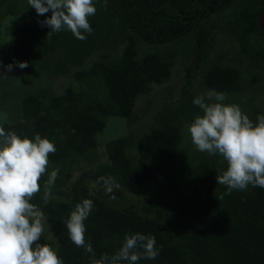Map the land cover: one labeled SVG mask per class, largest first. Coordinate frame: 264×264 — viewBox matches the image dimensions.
<instances>
[{
	"label": "trees",
	"instance_id": "trees-1",
	"mask_svg": "<svg viewBox=\"0 0 264 264\" xmlns=\"http://www.w3.org/2000/svg\"><path fill=\"white\" fill-rule=\"evenodd\" d=\"M4 2L12 4L11 0ZM27 4L24 0L22 9ZM167 4L169 0H106L105 6V0H94L97 11L88 18L92 32L83 33L84 40L66 29L51 33L50 28L37 23L40 16L32 10L25 12L27 9L15 5L19 11L11 12L12 6L4 10L0 5V12L8 11L5 17L27 19L14 27L12 39L0 46V80L4 74L9 81L11 73L22 79L19 86L7 82L0 87V111L9 107L6 112L11 121L1 126L22 137L31 139L38 133L52 141L56 152L49 155L48 172L58 167L64 174L67 166L92 153L96 149L94 137L104 128L106 117L134 124L137 97L168 79L174 55L147 51L139 56L141 45L160 39L182 49L184 43V52L190 53L193 48L191 55L198 63L183 68L187 78L176 100L155 109L145 131L109 140L103 145L105 160L94 157L93 168L83 172L92 184L100 176L114 177L120 185L113 193L115 200H109L102 188L96 191L82 185L79 178L68 191L58 193L59 199L51 189L49 203L44 205L47 174L42 177L41 191L30 202L44 212L45 231L51 237L44 243L57 251L64 264H89L93 258L71 242L65 224L75 204L83 198L94 202L84 224L85 240L91 243L97 259L104 253L114 254L125 234L139 232L155 236L160 250L155 260L141 259L139 264H264V188L250 185L245 191L233 190L231 195L217 200L215 197L226 191L215 179L226 167L219 155L208 154L204 189L192 182V165L196 162L191 158L184 171L167 185L164 192L168 195L161 200L156 198L142 205L122 202L124 194L142 197L147 185L165 175L162 162L174 159L182 126L201 114L192 103L201 95L194 90L195 84L204 92L228 94L225 102L241 105L245 101L240 97L242 92L264 78V34L256 23L264 0H239L235 4L227 1L223 4L231 8L227 14L222 13V5L213 6L222 32L238 47L230 57L227 51L205 48L207 42L194 34L195 29L193 34L176 30L181 25L175 17L166 15ZM121 44L119 58L110 56L108 52ZM98 51L106 54L88 68L78 69ZM15 62H27L28 67L21 69ZM8 64L13 65L11 72L4 68ZM247 74H254L249 81ZM68 75L72 81L59 95L47 88L28 89L35 78L49 80ZM243 112L254 123L261 115L254 104ZM90 191H95V196H89Z\"/></svg>",
	"mask_w": 264,
	"mask_h": 264
},
{
	"label": "clouds",
	"instance_id": "clouds-1",
	"mask_svg": "<svg viewBox=\"0 0 264 264\" xmlns=\"http://www.w3.org/2000/svg\"><path fill=\"white\" fill-rule=\"evenodd\" d=\"M27 3L38 16L51 13L37 21L41 27L50 28L51 33L66 29L84 40L83 33L92 32L88 18L96 14L94 0H27ZM15 63L21 69L28 67L27 62ZM4 68L11 72L13 65ZM226 98L215 90L196 96L192 103L201 114L187 128L197 151L219 155L226 165L215 177L216 183L226 188L215 197L217 200L231 195L233 190L245 191L250 185L264 188V115H258L254 123L239 105L224 103ZM55 152V144L38 133L30 139L0 126V264H64L56 250L40 242L45 232V214L30 202L41 191L40 181L47 174L42 203H49L59 174L58 167L48 172L49 155ZM119 187L110 175L100 176L93 184L96 191L102 188L109 200L116 199L113 193ZM95 194V191L88 193ZM93 209V200L83 198L65 221L71 242L93 257L89 264H139L141 259L155 260L159 255L155 236L137 232L125 234L114 254L104 253L95 258L91 243L85 240L84 224Z\"/></svg>",
	"mask_w": 264,
	"mask_h": 264
},
{
	"label": "rangeland",
	"instance_id": "rangeland-1",
	"mask_svg": "<svg viewBox=\"0 0 264 264\" xmlns=\"http://www.w3.org/2000/svg\"><path fill=\"white\" fill-rule=\"evenodd\" d=\"M4 1L6 0L0 1V5L3 6L4 10L6 7L12 6L11 8L9 7L11 12H13V10L19 11L20 8L22 9L24 4V0H11L12 4L6 3ZM190 3L191 0H172L169 5L168 11L169 13L177 14L182 7L187 6ZM15 5H18L19 9L15 8ZM26 9L27 11L25 12H30L28 10H32L33 12H35V9L31 6H26ZM26 9L23 8L22 10ZM6 12L8 13V11L0 12V46L12 39V29L14 27L22 22L27 21L26 18L18 17L16 15L5 17V14H7ZM50 15V12L45 15H41L39 20L42 21ZM123 45L124 44L118 45L114 48L113 51H109L108 53H110V56L115 55L114 57L118 59L122 53L121 51ZM224 45L226 44L221 45V47L218 46L214 50V52L227 51L229 54L227 57L232 56V50L230 48H227L226 50V47ZM143 46L145 47V49L144 47H142V45L141 48L138 49L139 56H141L143 53H146L147 51H154L164 55H166V53H171L172 55H174V58H170L171 68L168 79L159 85H152L147 93L137 97L133 109V113L137 117V120L134 124L128 125L123 118L119 117L108 116L105 118L104 128L94 137L96 149L92 153L86 155V157L83 156L82 158H79L78 161H74V163H71L69 166H67V169L63 170L65 175L62 172H59L57 181L60 182L61 180L62 182L59 184L55 182L54 186L52 187L56 199H59L58 193L68 191V189L74 183H76L79 178L82 185H85L90 189H94L93 184L90 183V180H88L87 177L82 174L84 171H86V169L93 168V165H95L96 163V159L94 161V157H98L99 161L101 162L105 160V157H103V145L109 140L127 135L128 132H132L134 136H137L141 132L145 131L147 126L150 125L151 115L155 111V109L159 108L161 105L169 101H175L181 87L185 85V72L183 68L190 65V59L188 60V54L184 52V48L175 49L172 44H168L164 41H161L160 39H156L155 42L150 45L144 44ZM103 52L104 51H98L86 58L81 67H79L78 69L88 68L92 64V62L97 61V58L100 55L106 54V52ZM174 52H176V54ZM73 71L74 69L71 70L69 74H71ZM253 75L254 74H247V81H249ZM21 81L22 79L18 77V75L12 73L9 75V81H7L5 80V75L3 74L2 79L0 80V87L7 85V82L14 83L13 86L15 87L16 85L20 84ZM71 81L72 78L70 77V75L56 77L49 80L42 77L40 79L35 78L31 87H28V89L31 88V90H33L34 88L36 89L38 87L47 88L50 89L53 94L59 95L62 93L65 87L71 83ZM194 90L201 94L205 93L197 84L194 85ZM225 95L227 98L230 97V95L228 94ZM240 97L245 100L241 105L238 102H232L231 104L239 105L242 111L248 109L251 104H254L255 107L261 110V115H264V78L257 79L255 82H253V84L248 85V87L242 92ZM224 103L230 104L229 102L225 101ZM7 109H9V107L4 109L3 111H0V126L4 123L11 122L7 117ZM188 125L189 124H184L181 128V140L178 143L177 149L175 151V157L173 156L175 160L169 158L166 159V161L162 162L165 175L147 185L142 197L137 198L136 196L124 194L126 200L123 199V203L125 201H135L137 205H142L149 200H155L156 198L161 200L160 198H163V195H168V193L164 192L165 190H167V185L170 184V181L173 178L179 176V174L184 171L186 161L191 158L193 159V163L196 162L192 165V167H194L192 169V182L195 181L197 186H199L198 188L204 189L202 179L205 180L208 175V168L206 166L208 153H202L195 149L194 145L191 143L190 135L187 131ZM134 136L132 137V140L134 139ZM67 174L70 175L66 178L65 176ZM49 238H51L50 235L45 231L43 236L41 237L40 242L44 243V241L46 242L47 240H50Z\"/></svg>",
	"mask_w": 264,
	"mask_h": 264
},
{
	"label": "flooded vegetation",
	"instance_id": "flooded-vegetation-1",
	"mask_svg": "<svg viewBox=\"0 0 264 264\" xmlns=\"http://www.w3.org/2000/svg\"><path fill=\"white\" fill-rule=\"evenodd\" d=\"M171 1L172 0H169V4H167L164 11L166 15L168 14L172 15V17H175L176 21L179 23V25H181V27H176V30L182 29L183 32L190 33L195 29L196 32H194V34H197L198 37H201L202 41H206L210 44V46H208L206 43L204 46L208 50H213V48L215 50L218 46L221 47V45L226 44L224 45L226 47V50L227 48H230L233 54L234 51L238 48H235L236 44H234V42H231V37L227 33L222 32L221 28L219 27L221 20H218L212 8L217 4L220 5V7L222 5L224 10V12L222 13L227 14L231 12V8L230 6L225 7L223 4H225L227 1H230L231 4H235L238 3L239 0H191V3L187 6L182 7L177 14L169 13L168 11ZM263 13L264 7L256 17L257 26L258 18L261 17ZM159 15H163V13H159ZM259 30L264 34V31H262L260 28ZM190 34L193 33L191 32ZM184 46L185 44L183 43L182 47L184 48ZM191 51H194V49L190 48V53L187 52L188 60L190 59V64H192L193 62V65L198 64L195 63L196 61L193 59L194 57L191 55ZM186 78L187 73L185 72L184 79Z\"/></svg>",
	"mask_w": 264,
	"mask_h": 264
},
{
	"label": "water",
	"instance_id": "water-1",
	"mask_svg": "<svg viewBox=\"0 0 264 264\" xmlns=\"http://www.w3.org/2000/svg\"><path fill=\"white\" fill-rule=\"evenodd\" d=\"M258 26L262 31H264V13L258 18Z\"/></svg>",
	"mask_w": 264,
	"mask_h": 264
}]
</instances>
